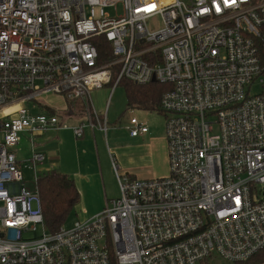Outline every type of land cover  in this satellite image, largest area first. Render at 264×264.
<instances>
[{
	"label": "built area",
	"instance_id": "2783aa9c",
	"mask_svg": "<svg viewBox=\"0 0 264 264\" xmlns=\"http://www.w3.org/2000/svg\"><path fill=\"white\" fill-rule=\"evenodd\" d=\"M123 79L167 85L168 172L131 178L112 160L119 196L49 232L33 136L105 133L91 92ZM48 94L83 102L87 122L24 107ZM128 131L148 129L131 116ZM20 133L30 135L25 162L13 152ZM263 247L264 0H0V264H237Z\"/></svg>",
	"mask_w": 264,
	"mask_h": 264
},
{
	"label": "crops",
	"instance_id": "0c3cea01",
	"mask_svg": "<svg viewBox=\"0 0 264 264\" xmlns=\"http://www.w3.org/2000/svg\"><path fill=\"white\" fill-rule=\"evenodd\" d=\"M103 97V88L91 92L89 113L94 112L106 119L108 108L105 104V110H103L100 101ZM76 104V107L71 108L70 111L62 112V114L65 113V117L72 116L67 118L69 121L65 122L59 117L68 126L87 122V119L83 120V116L80 115V109L85 110L83 102L77 100ZM126 128L128 130L129 122ZM101 131L98 128L91 130L84 126L83 135L80 138H76L69 128L50 130L33 136L36 145L34 150L43 154V161L38 165L39 173L51 170L61 171L73 180L79 192L74 211L79 209L83 220L99 212L106 199L113 198L110 197L112 195L111 186L117 184V180L112 168V160L116 162L120 175H127L131 178L162 177L168 172L165 127L164 130L151 133L148 137L146 133L130 136L128 131V140L123 145L114 146L113 149L106 144L105 133ZM24 134L29 143L30 135ZM101 134L105 146L102 144ZM21 142L22 137L13 148V152L18 162H25L30 158L32 151L29 144L27 153L22 154ZM106 175L109 177V186L103 182L102 177Z\"/></svg>",
	"mask_w": 264,
	"mask_h": 264
},
{
	"label": "rangeland",
	"instance_id": "374dc122",
	"mask_svg": "<svg viewBox=\"0 0 264 264\" xmlns=\"http://www.w3.org/2000/svg\"><path fill=\"white\" fill-rule=\"evenodd\" d=\"M118 12H120V9L118 8ZM160 27V20L158 18L153 19L151 23L149 24L150 30H155ZM257 89V86L253 89L255 91ZM104 97L102 98L101 105H103V110H105L104 106L107 105L106 110V119H105V139L106 144L110 148L113 149L114 146L123 145L126 140H128V130L127 125L129 122V118L131 115L136 117L139 122H141L144 126L147 127L148 132L146 133V137L150 136L151 133H156L157 131L164 130V115L163 113H160L156 110L148 111V110H142L135 107L132 108H126V97L125 92L122 84H119L117 86H104L103 88ZM77 100L73 102L70 101H64L60 97H55L52 94L43 95L36 100H28L24 103V107L29 110L32 114L37 113H43L45 112L46 108L42 107V105L46 107H51L56 109V113L58 116L64 120L65 122L69 121L65 117V113L70 111L71 108L76 107ZM80 115L83 116V120L87 119V113L85 110L80 109ZM62 112H65L62 114ZM74 115V114H73ZM103 133V131H101ZM102 136V134H101ZM22 137V142L20 143V147L22 148V154H26L29 150V143L27 140V137L24 133H20V138ZM102 144L105 146V141L103 139V136L101 137ZM35 141V140H34ZM113 154L114 151H112ZM116 163V162H115ZM38 169V166H37ZM24 181L27 186H30V183L33 182V175L30 172V170H27L25 168H22ZM61 172V171H60ZM103 182L106 183L107 186H109V177L108 175L103 176ZM116 182V181H115ZM112 189V195L110 197H118L119 192L117 188V184L111 186ZM81 211V208H80ZM84 218L81 217V214H79V209L74 211V209L69 213V215L66 218V221L63 223V228H70L72 227L76 222H80ZM209 264H231L229 261H225L222 259H218L216 256L213 257V260H210Z\"/></svg>",
	"mask_w": 264,
	"mask_h": 264
},
{
	"label": "trees",
	"instance_id": "16d2710c",
	"mask_svg": "<svg viewBox=\"0 0 264 264\" xmlns=\"http://www.w3.org/2000/svg\"><path fill=\"white\" fill-rule=\"evenodd\" d=\"M109 49L107 43L98 45L100 61L110 59ZM119 84H122L124 88L126 108L135 107L160 112L158 107L160 96L167 85L158 82L139 85L124 79ZM108 86H112V84L109 83ZM35 184L41 200L46 229L49 232L57 231L74 209L79 198V192L68 175L56 170L38 173ZM237 264H264V247Z\"/></svg>",
	"mask_w": 264,
	"mask_h": 264
}]
</instances>
